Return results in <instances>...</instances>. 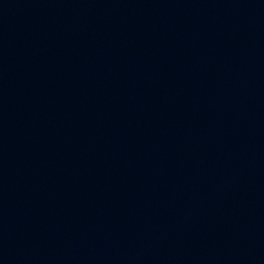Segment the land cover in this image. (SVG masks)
<instances>
[{"label":"water","instance_id":"95a60500","mask_svg":"<svg viewBox=\"0 0 264 264\" xmlns=\"http://www.w3.org/2000/svg\"><path fill=\"white\" fill-rule=\"evenodd\" d=\"M101 0H0V62Z\"/></svg>","mask_w":264,"mask_h":264}]
</instances>
